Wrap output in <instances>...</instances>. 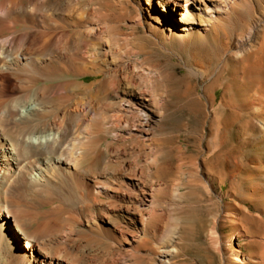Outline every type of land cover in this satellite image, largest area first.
<instances>
[{
	"label": "bare ground",
	"instance_id": "bare-ground-1",
	"mask_svg": "<svg viewBox=\"0 0 264 264\" xmlns=\"http://www.w3.org/2000/svg\"><path fill=\"white\" fill-rule=\"evenodd\" d=\"M180 65L186 68L183 77ZM89 76L99 80L87 82ZM232 78L239 85L233 105L245 127L243 147L234 151L227 147ZM262 92L264 0H0V255L5 264H126L117 258L126 253L123 247L119 253L105 248L106 255L96 248L90 255L73 246L64 237L71 226L65 221L23 231L24 226L30 230L34 216L12 200L18 184L36 190L67 177L81 183L93 192L99 216L112 225L107 234L135 252L155 241L159 250H146L161 264H170L177 251L157 240L167 224L165 212L156 209L181 206L172 191L185 188L198 204H219L220 219L238 223V206L232 213L225 202L234 184L225 188L244 165L264 185ZM176 97L187 106L186 123L204 122L200 138L207 143L175 145V157L166 162L162 124ZM218 109L223 118L216 125ZM103 133L112 134L106 152L118 162L106 171L90 167L92 185L80 167L82 151ZM99 171L105 172L103 179ZM260 195L264 200V190ZM103 196L110 202L99 200ZM113 217L137 232L132 239ZM87 224L91 227V221ZM234 264L244 262L237 256Z\"/></svg>",
	"mask_w": 264,
	"mask_h": 264
},
{
	"label": "rangeland",
	"instance_id": "rangeland-1",
	"mask_svg": "<svg viewBox=\"0 0 264 264\" xmlns=\"http://www.w3.org/2000/svg\"><path fill=\"white\" fill-rule=\"evenodd\" d=\"M168 48L175 50L176 46L170 44L168 45ZM176 59L177 58L174 59V63L179 64L180 63L179 59L177 60ZM251 60L252 59L248 57L247 62H250ZM185 72H186V68L183 65L182 66L180 65L179 67L180 76L183 77ZM86 80L87 82L91 83V82L99 80V78L89 76L87 77ZM236 81L237 80H233V78L230 81V84L232 86V92L234 93H232L233 97L230 98V100L228 99L231 102L230 105H232L230 106V109H229L231 112V117L229 119L232 122L229 120L231 122L229 130L230 129L231 130L228 132L227 147H229V149L232 151L241 149L243 147V140H241V136L243 135L244 130H245V127L244 128L241 127L242 125H244V120L240 119L239 115L236 114V111L238 109L236 105H233V104H237V102L235 101V97H236L235 95H237L238 93L237 89L239 85L237 84ZM200 83L204 85L205 80L201 81ZM200 83H199L200 85L199 88L202 87ZM41 85H43V83ZM234 85H238V86H234ZM176 86H178V84ZM233 88H235L236 91L235 89L233 90ZM222 91L223 90H220L219 93L217 94V98L219 102L224 99V94H222L223 93ZM262 93L264 94V92ZM171 103H174V104H170L173 106V107L172 106L170 107H172L174 111L171 109V111L169 112L170 114L168 113L166 116L167 118L165 117L166 120L164 119L163 121V124L165 125L162 124L163 128L166 127L165 129H163V135H162L163 136L162 138L165 142V152L168 151V153H165V156H164V160L166 162L168 160L171 161V159L175 157L176 151L172 149L175 145H179L184 148H187V147L194 148L197 146L199 147L203 143L204 144L207 143V141H204V140L202 141L201 140L202 138H200L201 135L203 136L204 134V128H205L204 122L202 120H198L201 122L193 120L190 122V124H188V122L186 123L187 119H186L185 114L188 112L186 108L187 106L184 107L183 105H181L182 103H180L177 97L174 98V100ZM177 103H179L181 106L178 104V107H177ZM175 108H177L176 111H175ZM90 116H93V115L90 114ZM217 118H218V122H216V125L222 122L223 110L218 109ZM93 124L94 126L92 127L95 128L96 127L95 123L93 122ZM94 128H91L90 130L95 131ZM209 138L207 139L211 141V139ZM92 139H91L92 142L88 141L89 144L90 143L91 144L89 145L87 143L88 145L82 151V154L85 157H84V160H82L80 167L82 171L84 170L86 171V173L84 172L85 174L84 173L83 174L86 175L85 178L87 177V182L89 184L94 185L95 178L92 177L87 170H89L90 167L92 168V166L97 165V169H102L106 171L107 167H110V166L113 168L115 167L114 161H116L117 159L113 155L109 156L106 152L107 145L113 139L111 133L110 134L103 133L100 139H96L95 137ZM98 140H99V143H96L98 142ZM95 152L98 154H96ZM169 152L170 153L172 152V153L170 154ZM99 154H101L102 156ZM117 162L118 160L116 161V165H117ZM248 170H250L251 172H249ZM104 173L101 172L99 173V175H97L99 179L104 178V175H103ZM238 174H237V177H235L234 179H231V178L228 179L227 185L229 184V187L227 186L228 188H225V190H228L230 189V186L232 185L231 183L234 184V191H233L234 193L232 196L228 197L225 202L226 204L230 205V209H232V213H234L233 211L234 207L236 205L238 206L239 216L237 217L238 223L236 224L232 223L231 221H227V220L223 221L224 219L223 220L220 219L221 214L223 213L222 210H224V208L221 205L212 204L211 206L210 205L203 206V204L202 205L198 204V200H197L198 197L194 198L192 195L188 193V191L185 188L181 189L179 193H175L174 191H172L173 193H171L172 195L178 198L181 206L176 205V207L173 206L172 208L168 206H167L168 208H166L165 206V208L158 207L159 210L156 209L158 213L160 212V214L163 211L165 212L164 214L162 213V215H165L164 217L165 224H167L166 229L168 230L169 228V231H167L166 229L162 230L165 232L161 231L162 234L161 233H160L161 235L159 234V236L157 237V240H161V241L164 240V242H166L165 246L167 247V249H173V247H175L177 250L176 254L174 253L175 254L174 258L171 259L170 264H234L237 259V256H239L240 260L244 262V264H264V200L261 198V195H260V192L264 190V188H262L264 187V185H261L260 180L258 179L257 173L256 172L254 173L251 168L248 169L245 165L241 169V173H238ZM57 182H59L60 184ZM57 182L54 183L53 185H46L47 187L43 186L42 188L44 189L39 188L36 190L31 189L23 184H18V186L14 185L13 191H12V197H11V198L13 197L14 198L12 200L15 202L18 200L19 204L21 205V207H23L24 211L25 210L27 211L28 209L30 210L29 211L30 214H27V215H31V218L34 216L35 218V219L33 218V222L30 227V230H28L29 226H24L26 228L25 229L23 228V231L26 230L25 231L26 233H31L37 228V226L39 227L40 224L43 225L47 221L51 223L50 225L49 223H46L50 227L51 225L52 227H54V225L56 226V225L62 224V221L63 222L65 221V223H67L65 224V226L66 225L69 226L71 224V226L69 227L66 226L67 228L64 229L65 231L64 233L66 235L64 237H66L65 238L66 241L68 240L71 244L73 242L72 244L73 246L78 247L84 251L86 250L85 252L87 254L92 255V251H94L96 248H100V251L103 249L104 252L101 251L103 254L105 253V251H107L105 248H110L111 250L115 249L114 252L116 251V253H119L120 251L117 249L118 248L120 249L121 247H123L122 249H125L126 253L122 254L120 258L117 257L118 259H120V262L122 261L121 263L161 264L160 257H157L156 255L149 252V250L152 247L154 248L152 249L153 251H155V253H156V250L157 251L159 250V246L156 244L155 241L148 240L147 242H144V243L141 242L145 250L146 249H149V250L145 251L143 248L142 251L135 252L128 244L121 242V239L119 240V242H121L122 244L119 242L118 244L116 243L117 241L113 240V237L111 238V236L107 234L108 230L112 228V225L107 223L104 217L99 216L98 206L97 205L94 206L96 202H94L95 198L92 195L93 192L90 189L84 187L81 183L76 182L75 180L68 178V177L61 179ZM54 185L57 187H54ZM77 190H79V192ZM82 191L85 192L84 195H82L83 194ZM89 194L90 196H88ZM81 199H85L88 202L89 201L90 202L88 203L87 201L85 200L82 201ZM101 199L104 204L106 201L107 202L109 201L107 200L105 196L101 197L99 200ZM93 203L95 204L92 205ZM85 204H87V206ZM24 205L27 206V208L25 207L26 209H24ZM90 205L94 206L95 208ZM85 207H87L90 212L91 211L93 212L90 213L88 210L86 211V209H84ZM26 211L25 213L28 212ZM74 214H75L76 219L73 216ZM89 215H92L93 218H91V216ZM166 215L169 218L166 217ZM106 216L108 217L107 214ZM113 218L115 222L119 223V228H120L119 231L122 230L123 233L128 238L132 239L131 235H132L133 229H127L129 227H127L123 221L115 217ZM167 219H169V221ZM219 219L221 220V222ZM216 220L217 221L219 220L218 221L219 227L217 229L214 228V223H216L215 222ZM88 221H91V227L88 226L87 224ZM53 222H54V225L52 224ZM62 225H64V223ZM68 228L71 229V231L73 232H71ZM172 228H175L176 230L178 229L176 231V234L174 235L171 234L172 232H170ZM78 231H80L81 233H79ZM133 233L136 234L137 232L134 231ZM92 235H95V236H92ZM108 235L110 236L111 239L110 238L108 239L109 237ZM67 236H69V238ZM91 243H93V246H91ZM111 243L113 244V246L111 245ZM138 243L139 242L137 243L135 242L134 245H138ZM128 253L129 255H127ZM1 255H0V264H5L6 259ZM104 255H106V253Z\"/></svg>",
	"mask_w": 264,
	"mask_h": 264
}]
</instances>
